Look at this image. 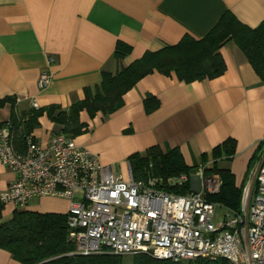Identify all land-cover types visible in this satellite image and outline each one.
Masks as SVG:
<instances>
[{
	"label": "crops",
	"instance_id": "crops-1",
	"mask_svg": "<svg viewBox=\"0 0 264 264\" xmlns=\"http://www.w3.org/2000/svg\"><path fill=\"white\" fill-rule=\"evenodd\" d=\"M226 11L256 27L264 20V0H0V98H21L17 110L32 107L30 98L39 107H68L83 98L85 87L100 82L103 70L114 72L185 34L201 38ZM118 41L130 46L121 64L113 58ZM219 52L226 69L215 78L187 83L173 73L153 71L125 92L123 105L111 114L90 117L80 111L88 129L73 140L97 154L106 171L127 179L129 156L148 147L177 148L192 166L233 138L235 154L220 166L229 168L236 187L243 188L264 140V82L233 41ZM48 57L54 58L50 64ZM45 70L52 78L40 90L37 80ZM147 95L159 102L151 112L143 106ZM9 114L8 105L0 108V120ZM38 120L31 135L45 145L56 125L45 114ZM14 179L0 162V191ZM68 207V199L40 197L24 208L3 205L0 221L15 209L66 214ZM0 264L20 263L0 249Z\"/></svg>",
	"mask_w": 264,
	"mask_h": 264
},
{
	"label": "built area",
	"instance_id": "built-area-1",
	"mask_svg": "<svg viewBox=\"0 0 264 264\" xmlns=\"http://www.w3.org/2000/svg\"><path fill=\"white\" fill-rule=\"evenodd\" d=\"M53 60L48 57V64ZM51 78L50 71H42L38 89ZM30 104L39 107L35 98ZM25 140V149L18 151L9 126H0V162L15 174L0 191V203L24 208L40 197L68 199V237L75 253L264 264V140L259 163L242 188L239 210L208 199L219 191L221 180L216 173L204 172L207 164L166 180L135 179L131 173L125 179L106 171L97 154L65 134H52L45 145L32 135ZM162 183L178 189L189 183L190 191H169ZM216 206L226 210L218 222Z\"/></svg>",
	"mask_w": 264,
	"mask_h": 264
},
{
	"label": "trees",
	"instance_id": "trees-1",
	"mask_svg": "<svg viewBox=\"0 0 264 264\" xmlns=\"http://www.w3.org/2000/svg\"><path fill=\"white\" fill-rule=\"evenodd\" d=\"M227 41H233L252 65L254 71L264 82V20L256 27L240 22L233 13L226 11L219 21L201 38L185 34L177 43L167 44L157 50H148L143 55L118 70H103L98 84L84 88L82 99L74 100L68 107L50 104L44 107L17 110L15 97L0 98V108L8 105V119L0 120V126L8 125L12 132L15 148L23 151L26 137L39 126V117L45 114L56 125V133L75 137L88 129V125L79 120V113L85 110L90 117L100 112L104 116L111 114L123 105V95L145 75L157 71L178 80L192 82L211 79L221 75L226 65L219 52ZM130 53V46L118 41L113 58L118 64ZM158 100L152 95L143 99L146 112L158 107ZM33 137V136H32ZM235 140L228 138L203 153L201 162L207 164L205 173H216L221 180L217 193L208 196L233 210H239L242 188L236 187L234 175L220 161L230 160L235 154ZM255 157V156H254ZM133 178L146 179L153 176L163 180L188 173L195 165L187 166L177 148L158 145L148 147L142 153L129 156ZM210 161V163H207ZM166 190L189 192V183L177 188L174 185L161 184ZM3 204L0 203V211ZM0 249L10 253L20 264H230L226 259H195L171 261L158 259L147 253L131 255L126 261L124 255L98 253L80 255L68 237L67 213H40L25 209H15L11 217L0 221Z\"/></svg>",
	"mask_w": 264,
	"mask_h": 264
},
{
	"label": "rangeland",
	"instance_id": "rangeland-1",
	"mask_svg": "<svg viewBox=\"0 0 264 264\" xmlns=\"http://www.w3.org/2000/svg\"><path fill=\"white\" fill-rule=\"evenodd\" d=\"M198 164H203V162L200 161L199 163L195 164V166H197ZM77 194L79 195L80 193L77 192ZM67 211H68V209H67ZM225 213H226V210H225L223 207H221V206H216V207H215V210H214V221H215V222L220 221V220L222 219V216H223ZM124 256H125V258H126V261H129V260H130L131 255H124Z\"/></svg>",
	"mask_w": 264,
	"mask_h": 264
},
{
	"label": "water",
	"instance_id": "water-1",
	"mask_svg": "<svg viewBox=\"0 0 264 264\" xmlns=\"http://www.w3.org/2000/svg\"><path fill=\"white\" fill-rule=\"evenodd\" d=\"M194 181H195V179L192 180V182H194Z\"/></svg>",
	"mask_w": 264,
	"mask_h": 264
}]
</instances>
